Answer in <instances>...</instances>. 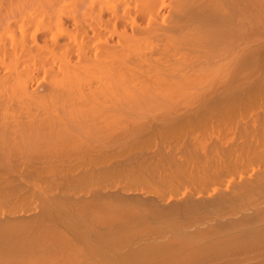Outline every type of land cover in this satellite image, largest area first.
Listing matches in <instances>:
<instances>
[{
  "label": "bare ground",
  "instance_id": "6f19581e",
  "mask_svg": "<svg viewBox=\"0 0 264 264\" xmlns=\"http://www.w3.org/2000/svg\"><path fill=\"white\" fill-rule=\"evenodd\" d=\"M255 25L264 0H0V264H264ZM153 110L222 133L201 129L181 160L136 155L135 135L173 126L137 119ZM116 177L152 195L129 204L159 228L143 222L141 240L157 235L127 254L142 217L113 197Z\"/></svg>",
  "mask_w": 264,
  "mask_h": 264
},
{
  "label": "rangeland",
  "instance_id": "374dc122",
  "mask_svg": "<svg viewBox=\"0 0 264 264\" xmlns=\"http://www.w3.org/2000/svg\"><path fill=\"white\" fill-rule=\"evenodd\" d=\"M257 27H259V26H258V25H257V26H256V25L253 26V38H254V39H253V47H255V48H253V51H254V50L258 51V50H259L258 48H260L258 45H261V46H262V45L264 44V34H263V32H260V31H262L261 28H260V30H259ZM256 28H257V30H256ZM256 31H257V32H256ZM257 33H258V35H256ZM260 34H261V35H260ZM254 36L257 38V40H258V39H261V40H258V41L255 40L256 38H255ZM258 36H259V37H258ZM262 37H263V38H262ZM259 41H261L262 44L259 43ZM256 44H257V45H256ZM257 49H258V50H257ZM256 51H255V52H256ZM259 53H260V52H259ZM260 54H261V53H260ZM258 55H259V54H258ZM263 55H264V54H262L261 56H263ZM255 67H257V66H255ZM260 70H261V68H259V66H258V68H253V71L256 72L257 74H258V72L261 73L263 69H262L261 71H260ZM256 73H253V75L256 74ZM254 76H255V75H254ZM194 103H195V102H194ZM191 104H193V103H191ZM196 104H197V103H195L194 105L196 106ZM194 105H193V106H194ZM84 110L86 111V109H84ZM101 111H102V110H101ZM153 111H154V110H153ZM159 111H160V110H159ZM161 111H162V110H161ZM155 112H156V110L154 111V113H155ZM157 112H158V110H157ZM162 112H163V111H162ZM162 112H160V113H155V115H151V114H153V112H152V113L149 112L150 117H149V115L147 114V116H145V117H143V118H137V119H140V120L143 119V120H141L142 122H145L146 120H151L150 122H152V121H156V122H157V120H158V121H159V120H161V121H163V120H166V121H172V125H173V126L170 127L168 130H164V131H153V130H151L150 132L147 131V132H144V133H142V134L135 135V136H137V138L133 136V135H134V133H133L132 136L134 137V139H136L137 142L139 141V139H141L140 141H141V143H142V147H141V146H140L141 143L138 142V143L140 144L139 147H141V148H139V147L137 146V147H138V148H137L138 150H135L136 147L134 146V151H136V152H135L136 155H137V153H139L138 155H140V154H141V155H145L146 153H152L154 150H157L158 152H163V151H164L165 153L168 152L170 155L172 154L173 157H175V156H176L175 158H178V157H179L178 159L181 160V159L183 158V156H185V152L188 151L187 149L190 148V147L187 148V146H188V142H189V139H190V141L192 140V141L195 142L196 140H194L193 137H194L195 135H196V137H197L198 134L200 135L201 131H204L206 127H207V128H210V129H209L210 132H215V131H216V133H217L216 135H217L218 137H219V135L222 133V131H220L219 128H217V130L215 129V131H214V129H211L212 127H213V128H216V127L213 126L212 124L209 125V127H208V126H204V127L201 126V129L204 128V130H201V129H200V130H199V129L197 130V128H199V127H197V124H198V126H200V124L202 123V122H200V121L196 122L197 124L194 123V126H195L196 128H195V127L193 128V127L191 126V125L193 124V122H192V121H193L192 115H191V117H190V115H189V116L187 115L188 117L185 116V117H181V118L178 116L179 119H178L177 117H175V118H173V117L165 118L166 116H165V115L163 116V114H161ZM92 113H93V112H92ZM95 113H96V111H95ZM101 113H102V112H101ZM101 113H100V115L102 116ZM104 113H105V111H104ZM104 113H103V115H104ZM146 113H147V112H146ZM85 114H87V113H85ZM97 114H99V113H97ZM97 114H95V115H97ZM106 114H107V112H106ZM87 115H88V114H87ZM87 115H86V116H87ZM89 115H90V114H89ZM76 116H77V115H76ZM83 116H84V114H83ZM93 116H94V114H93ZM93 116H92V117H93ZM140 116H141V115H140ZM140 116H139V117H140ZM155 116H156V117H155ZM160 116H161V117H160ZM96 117H97V116H96ZM96 117H95V118H96ZM102 117H103V116H102ZM137 117H138V115H137ZM146 117H147V119H146ZM189 117H190V118H189ZM198 117H199V116H198ZM198 117H197V119H198ZM81 118H82V117H81ZM150 118H151V119H150ZM191 118H192V119H191ZM195 118H196V116H195ZM195 118H194V119H195ZM82 119H83V118H82ZM89 119H90V117H89ZM91 119H93V118H91ZM97 119H98V118H97ZM97 119H94V120L96 121ZM111 119H112V118H111ZM127 119H128V118H127ZM127 119H126V120H127ZM137 119H136V122H137ZM87 120H88V119H87ZM99 120H100V119H99ZM113 120H114V119H113ZM140 120H139V121H140ZM92 121H93V120H92ZM132 121H133V120H132ZM132 121H131V122H132ZM141 121H140V122H141ZM185 121H186V122L188 121L189 123H190V121H191L192 124H191V125H190V124L187 125L188 123L185 124V123H186ZM195 121H196V119L194 120V122H195ZM201 121H202V120H201ZM126 122H127V121H126ZM142 122H141V123H142ZM174 122H175V123H174ZM183 122H185V123H183ZM199 122H200V123H199ZM203 122H204V121H203ZM137 123H138V122H137ZM153 123H154V122H153ZM127 124H128V123H127ZM130 124H131V123L129 122V125H130ZM182 124H183V125H182ZM195 124H196V125H195ZM208 124H210V123H208ZM125 125H126V124H125ZM185 125H187L188 127H189V126H191V127L188 128V127H186ZM131 126H132V125H130V127H131ZM184 127H185V128H184ZM132 128H133V127H132ZM191 128L194 129V130H192ZM207 128H206V129H207ZM134 129H135V128H134ZM127 130H128V129H127ZM129 130H131V129H129ZM129 130H128V131H129ZM138 130H141V128H138ZM145 130H146V129H145ZM195 130H196V133H197V134L195 133ZM207 130H208V129H207ZM207 130H205V131H207ZM212 130H213V131H212ZM117 131H118V128H117ZM117 131H116V132H117ZM131 131H133V130H131ZM134 131H136V130H134ZM143 131H144V130H142V132H143ZM129 132H130V131H129ZM136 132H137V133H138V132L141 133L140 131H136ZM219 132H220V133H219ZM206 133H207V135H206ZM206 133L204 132V134H202V135H206V136L208 137V132H206ZM116 134H118V133H116ZM127 134H128V133H127ZM127 134H126V135H127ZM130 134H131V133H130ZM135 134H136V133H135ZM218 134H219V135H218ZM111 135H113V136H111V137H116V136H114L113 133H112ZM202 135H201V136H202ZM212 135H213V133H212ZM212 135L209 136L210 139H211ZM216 135H214V136H216ZM132 136H130V138H129L130 140H131V138H133ZM192 136H193V137H192ZM201 136H200V137H201ZM214 136H213V137H214ZM217 136L214 138V140H216ZM111 137H110V138H111ZM190 137H191L192 139H191ZM196 137H195V138H196ZM200 137H198V138L200 139ZM207 137H206V138H204V137L201 138L202 141H203V139L206 140ZM209 137H208V138H209ZM213 137H212V139H213ZM187 139H188V140H187ZM210 139H208V141L212 142L213 140L211 139V140H212V141H211ZM111 140H112V139H111ZM143 140H144V141H143ZM185 140L188 141V142H186ZM192 141H191V142H192ZM200 141H201V140H200ZM200 141H199V142H200ZM137 142H136V143H137ZM184 142H186L187 145H186ZM194 142H192V143H194ZM197 142H198V140H197ZM205 142H206V141H205ZM205 142H204V143H205ZM138 143H137V144H138ZM200 143H201V142H200ZM137 144H136V145H137ZM189 144H191V143L189 142ZM194 144H197V143H194ZM194 144H193V146H194ZM201 144H202V143H201ZM205 144H206V143H205ZM207 144H209V142H208ZM130 147H132V146H130ZM132 148H133V147H132ZM163 148H164V149H163ZM184 148H185V149H184ZM186 148H187V149H186ZM130 150H131V151H130ZM132 150H133V149H130L129 147L127 148V154H128V152H129L130 157L133 156V154H134V153H133L134 151L132 152ZM183 150H185V152H184ZM168 153H167V154H168ZM181 153H182V154L184 153V155L182 156ZM136 155H135V156H136ZM174 155H175V156H174ZM162 158H166V157H162ZM162 158H161V161H160V162L163 161ZM114 160L116 161L117 159H114ZM120 160H121V159L119 158V162H121ZM73 162H74V161H73ZM73 162H70V163H69V162H65V164L68 163L69 166H71L70 168H73V169L76 168V167H78V168H76V169H77L79 172L76 171L75 169H74V170L71 169L72 172H71V170H70V175L73 174V173L75 172L74 175H73L74 177H76L77 175H80V174H81L80 176H83V177H84V173L86 174V172L89 171V170H88V169H89V168H88L89 166L87 165V162H86L85 166H84V163H85V162H83V164H82V162H77V161H75V162H74L75 164H74ZM112 162H113V160H112ZM116 162H118V161H116ZM116 162H114V164H115ZM148 162H155V161H154V159H152V160H150V161H148ZM49 163H50V162H49ZM52 163H53V162H52ZM54 163H60V162H54ZM61 163H62V162H61ZM76 163H77V164H76ZM70 164H71V165H70ZM72 164H73V165H72ZM80 164H81V165H80ZM13 165H15V164H13ZM16 165H17V164H16ZM67 166H68V165H67ZM69 166H68V167H69ZM75 166H76V167H75ZM81 166H82V167H81ZM83 167H84V168H83ZM85 167H86V169H85ZM80 168H81L82 170H81ZM87 168H88V169H87ZM68 169H69V168H68ZM79 169H80L81 171H80ZM85 170H87V171H85ZM76 172H77L78 174H77ZM81 172H82V173H81ZM83 172H84V173H83ZM79 173H80V174H79ZM82 174H83V175H82ZM75 175H76V176H75ZM73 176H71V177H73ZM80 176H78V177H80ZM76 178H77V177H76ZM81 178H82V177H81ZM81 178H80V180L83 179V178H82V179H81ZM85 178H86V176H85ZM85 178H84V179H85ZM116 178H117V179H114V180H113V182H112V184H111L112 186L110 185V186H111V192H112V195H114L113 197H115V196L117 197V196H120V195H121V196H123L122 199H123L124 201H127L128 204H129V202H132V200H134L133 202H135V199H137V200H138V199H141V201H142V197H143V196H145V197L143 198V201H144V199H146L147 201H149V200H150L149 198H151V200H152V195H151V194H150L151 196H149V195L147 196V195L143 194L144 191H145V189H144L143 193H141V192H140V193H139V192H137V193H135V192L132 193L131 191H128V192L130 193V194H129L128 192L124 191V190H126V188H124V185H123V184H122V185H121V184L119 185V183L117 182V180H118L119 178H118V177H116ZM153 178H154V179H157L156 176H153ZM77 180L79 181V179H77ZM82 181H83V180H82ZM83 183H84V181H83ZM83 183H77V185H78L77 187H78V188H77V187H74V186L72 187L74 191H78V189L81 188V190H80L81 192L78 191V192H76V193H73V194L76 195V197H77V194H78V197H82V195H83L85 192H86L85 195H87V197H88V196L92 193V190L90 191V189L92 188L91 185H92V186L95 185L94 182H93V181L88 182V184H91V183H92V184L90 185V188H86V185H87L86 183H87V182L84 183L85 185H84ZM79 184H80V185H79ZM81 184H83V185L85 186V189H84V190L82 189L83 186H82ZM93 184H94V185H93ZM87 186L89 187V185H87ZM96 186L98 187V185H96ZM96 186H95V187H96ZM122 186H123V187H122ZM95 187L93 188L94 190L97 189V188H95ZM115 187H116V188H115ZM76 188H77V190H76ZM118 188H119V189H118ZM123 188H124V190H123ZM86 189H87V191H86ZM117 189H118V190H117ZM121 189H122V190H121ZM73 190H71V191H69V192L71 193ZM88 190H89L91 193H90ZM113 190H114V192H113ZM120 190H121V191H120ZM74 191H73V192H74ZM82 191H84L83 194H82ZM122 191H124V192H122ZM69 192H68V193H69ZM79 192H80L82 195H81ZM87 192H89V194H87ZM71 194H72V193H71ZM73 194H72V195H73ZM127 194H128V195H127ZM141 194H142V195H141ZM75 195H74V198H76ZM129 195H131L132 198H131ZM140 195H141V196H140ZM83 196H84V195H83ZM154 196H155V195H154ZM138 197H139V198H138ZM148 199H149V200H148ZM155 199H156V198H155ZM153 200H154V197H153ZM139 201H140V200H139ZM136 202H137V201H136ZM117 206H118V205H117ZM129 206H130V204H129ZM118 207H119V206H118ZM118 207H117V208H118ZM120 207H121V206H120ZM120 207H119L118 209H121ZM138 207H139V206H136V205L128 207L129 209L126 208V207H123V208L125 209V212L128 214V218L130 219V221H131V220H134V219H135V220H136V219L139 220L140 216L142 217V218L140 219V222H142V225L140 224V227H138V226H136V227H135V226H132L133 228L135 227L136 229H135V228H134V229L132 228V230H131V231H132V234H131V235H130L131 232L128 231V232H129V236H130V237H129V236H128V237H129V240H130V241L128 240L127 244H125V243L123 244V243H122V245H121V246H122V247H121V251L125 249L124 251H122V253H124V254H125L126 251H127V252H126V254H127V253L131 252L132 250H135L134 248H138L139 245L141 244V242H142V244L144 243V240L146 239V237H145V239L142 238V239H144V240H141V237H143V236H140V235L142 234L141 230H144V228L146 227L147 224H148L147 227H152V228H154V229L157 228V227H154V226H156L157 224H156V223H153L154 221H152V223H150L151 221H150V219L148 218V215H146V214L142 215L143 213H142V212L140 213V211H141L142 209H141V207H140V209H141V210H140V209H138ZM123 208H122V209H123ZM122 209H121V210H122ZM124 209H123V211H124ZM126 209H127V210H126ZM131 210H132V212H133V213H131L132 216H131V214H129V212H131ZM138 210H139V211H138ZM135 211H136V212H135ZM137 211H138V213H137ZM135 214H136V216H135ZM133 215H134V216H133ZM130 217H131V218H130ZM132 217H134V219H132ZM136 217H137V218H136ZM137 220H136V221H137ZM136 221H135V222H136ZM143 222H144L146 225H145ZM148 222H149L150 224H149ZM138 223H139V221H138ZM132 224H133V225H136L137 223L134 224V223L132 222ZM151 224H152V225H151ZM155 224H156V225H155ZM137 225H139V224H137ZM143 225H144V226H143ZM149 225H150V226H149ZM153 225H154V226H153ZM141 226H143V227H141ZM137 227H138L139 229H137ZM158 227H159V226H158ZM157 229L159 230V228H157ZM134 230H137L138 232H137V231H134ZM151 230H152V229H151ZM120 232H121V231H120ZM120 232L118 231V233H120ZM139 232H140V233H139ZM153 232L156 233V234H154V236H152V237H151V236L149 237L148 235H146V236L149 237V241H151V242L154 240L153 237H156V235H157V232H155V231H153ZM151 233H152V232H151ZM133 234H134V235H133ZM150 235H152V234H150ZM135 237H137V239H136ZM131 238H132V239H131ZM139 238H140V239H139ZM150 238H151V240H150ZM152 238H153V239H152ZM138 239H139V240H138ZM147 240H148V239H147ZM147 240H145V242H146ZM158 240L160 241L161 239H158ZM132 241H133V242H132ZM138 241H139V242H138ZM149 241H147L146 244H148ZM129 243H130L131 245H130ZM139 243H140V244H139ZM134 244H136V245H134ZM142 244H141V245H142ZM129 245H130V248H127V247H129ZM133 246H134V247H133ZM124 247H126V248H124ZM131 247H133V249H132ZM136 250H137V249H136Z\"/></svg>",
  "mask_w": 264,
  "mask_h": 264
}]
</instances>
